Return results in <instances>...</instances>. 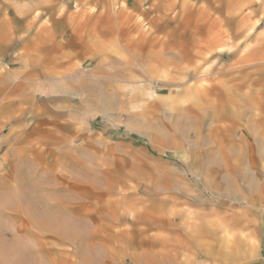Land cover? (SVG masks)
<instances>
[{"label": "rangeland", "instance_id": "obj_1", "mask_svg": "<svg viewBox=\"0 0 264 264\" xmlns=\"http://www.w3.org/2000/svg\"><path fill=\"white\" fill-rule=\"evenodd\" d=\"M5 3L20 8L4 11L19 34H42L47 0ZM153 3L171 9L109 45L107 58L86 60L82 89L57 94L71 103L60 114L69 123L49 135L47 156L0 158V264H81L77 243L97 237L37 228L31 217L48 208L77 215L85 231L108 214L154 219L157 244L178 248L179 264H264V0L142 7ZM66 196H82L83 212L79 200L59 202Z\"/></svg>", "mask_w": 264, "mask_h": 264}, {"label": "crops", "instance_id": "obj_2", "mask_svg": "<svg viewBox=\"0 0 264 264\" xmlns=\"http://www.w3.org/2000/svg\"><path fill=\"white\" fill-rule=\"evenodd\" d=\"M56 1L47 0L43 31L38 35L30 31L19 34L17 25L8 15L5 17L4 11L16 16L20 8L9 7L5 0L0 2V158L6 164L21 162L28 156H47L49 135L56 132L54 128L65 130L69 123L67 112L62 118L60 114L68 111L71 103L57 94L82 89L79 85L85 81L80 82L79 76L82 73L83 77L86 60L93 61L101 54L107 58L113 49L109 45L132 42V29L140 27L144 21L163 19L165 12L171 9L158 7L156 3L151 5L154 7H142L143 0H134L131 7H100L99 0H91L89 7L83 5L67 10ZM25 25L34 24L27 21ZM78 200L83 212L82 196H66L59 202L78 205ZM91 209L96 213L99 210ZM111 209L124 211L121 206ZM76 214L82 216L81 212ZM141 218L133 217L128 222L123 214H108L102 222L99 220L98 226L95 225L97 218L93 217L91 230L85 231L77 215L64 216L58 210L48 208L47 214L31 217L36 220L37 228L51 226L72 237H97L90 248L89 240L77 243L76 259L81 264H179L178 248L165 242L157 244L156 220ZM53 221L59 222L58 227ZM224 258L230 263L229 255ZM17 264L32 262L20 260Z\"/></svg>", "mask_w": 264, "mask_h": 264}]
</instances>
